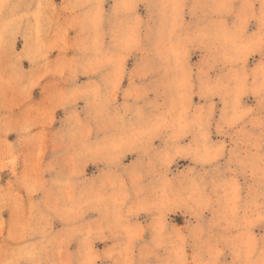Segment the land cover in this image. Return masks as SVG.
<instances>
[{
  "label": "rangeland",
  "instance_id": "obj_1",
  "mask_svg": "<svg viewBox=\"0 0 264 264\" xmlns=\"http://www.w3.org/2000/svg\"><path fill=\"white\" fill-rule=\"evenodd\" d=\"M0 264H264V0H0Z\"/></svg>",
  "mask_w": 264,
  "mask_h": 264
}]
</instances>
